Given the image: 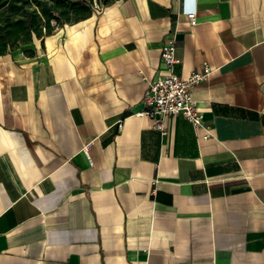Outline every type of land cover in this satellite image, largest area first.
I'll use <instances>...</instances> for the list:
<instances>
[{
    "label": "crops",
    "instance_id": "1",
    "mask_svg": "<svg viewBox=\"0 0 264 264\" xmlns=\"http://www.w3.org/2000/svg\"><path fill=\"white\" fill-rule=\"evenodd\" d=\"M172 33L211 137L143 113ZM28 46L0 55V264H264V0H116Z\"/></svg>",
    "mask_w": 264,
    "mask_h": 264
},
{
    "label": "trees",
    "instance_id": "2",
    "mask_svg": "<svg viewBox=\"0 0 264 264\" xmlns=\"http://www.w3.org/2000/svg\"><path fill=\"white\" fill-rule=\"evenodd\" d=\"M116 0H0V55L32 44L60 26L91 17ZM25 53L33 54L31 47Z\"/></svg>",
    "mask_w": 264,
    "mask_h": 264
},
{
    "label": "built area",
    "instance_id": "3",
    "mask_svg": "<svg viewBox=\"0 0 264 264\" xmlns=\"http://www.w3.org/2000/svg\"><path fill=\"white\" fill-rule=\"evenodd\" d=\"M97 8L101 9L98 6ZM186 15L192 25L197 24L195 3L186 9ZM161 56L165 73L149 81L148 89L143 97L144 104H146L143 113L154 120L155 127L164 133L166 132L165 117L182 114L193 123L196 129L205 130V138L213 136L210 126L204 123L199 104L192 96L195 86L204 82L213 70L205 65L203 70L194 71L188 78H183L177 71L181 59L176 54L174 33L166 39Z\"/></svg>",
    "mask_w": 264,
    "mask_h": 264
}]
</instances>
